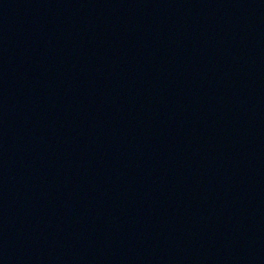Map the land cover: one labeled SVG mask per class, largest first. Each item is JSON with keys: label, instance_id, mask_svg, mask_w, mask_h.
Returning a JSON list of instances; mask_svg holds the SVG:
<instances>
[{"label": "water", "instance_id": "95a60500", "mask_svg": "<svg viewBox=\"0 0 264 264\" xmlns=\"http://www.w3.org/2000/svg\"><path fill=\"white\" fill-rule=\"evenodd\" d=\"M0 264H264V0H0Z\"/></svg>", "mask_w": 264, "mask_h": 264}]
</instances>
